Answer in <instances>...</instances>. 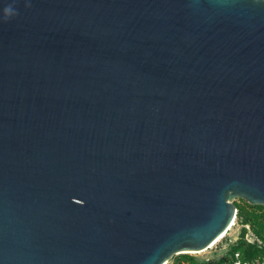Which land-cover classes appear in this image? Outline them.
<instances>
[{
	"label": "water",
	"instance_id": "obj_1",
	"mask_svg": "<svg viewBox=\"0 0 264 264\" xmlns=\"http://www.w3.org/2000/svg\"><path fill=\"white\" fill-rule=\"evenodd\" d=\"M15 7L0 264H163L264 205V0Z\"/></svg>",
	"mask_w": 264,
	"mask_h": 264
},
{
	"label": "trees",
	"instance_id": "obj_2",
	"mask_svg": "<svg viewBox=\"0 0 264 264\" xmlns=\"http://www.w3.org/2000/svg\"><path fill=\"white\" fill-rule=\"evenodd\" d=\"M236 207L235 222L240 225H248L255 240L252 243L245 241L243 228L239 239L229 245L226 252L228 264L236 261L235 255H238L240 262L245 264H264V214L249 209L246 205L234 204ZM191 264H221L220 261H195L187 255L183 257Z\"/></svg>",
	"mask_w": 264,
	"mask_h": 264
},
{
	"label": "rangeland",
	"instance_id": "obj_3",
	"mask_svg": "<svg viewBox=\"0 0 264 264\" xmlns=\"http://www.w3.org/2000/svg\"><path fill=\"white\" fill-rule=\"evenodd\" d=\"M232 202L234 204L238 203L240 205H246L249 209H254L260 212L261 214H264V205H252L242 198H235L233 199ZM243 228L246 230L244 234L245 241L252 243L255 240V238L253 237L249 226L248 225L242 226L236 223L234 220V226L227 232V234L219 242H217L211 248L203 250L201 253H196V254H177L172 256V258L167 262L168 264H191L187 262L186 259H183V257L187 255L188 257L198 262L220 261L221 264H228L226 252L229 248V245H232L239 239ZM237 256L238 255H235L236 261L233 264H245L240 262Z\"/></svg>",
	"mask_w": 264,
	"mask_h": 264
},
{
	"label": "clouds",
	"instance_id": "obj_4",
	"mask_svg": "<svg viewBox=\"0 0 264 264\" xmlns=\"http://www.w3.org/2000/svg\"><path fill=\"white\" fill-rule=\"evenodd\" d=\"M16 2L17 0H12L11 3L0 9V23H8L19 15V11L15 7ZM25 7L30 8L31 4L25 3Z\"/></svg>",
	"mask_w": 264,
	"mask_h": 264
},
{
	"label": "bare ground",
	"instance_id": "obj_5",
	"mask_svg": "<svg viewBox=\"0 0 264 264\" xmlns=\"http://www.w3.org/2000/svg\"><path fill=\"white\" fill-rule=\"evenodd\" d=\"M234 226V222L228 227V229L223 233L221 236H219L207 249L211 248L213 245H215L217 242H219L226 234L227 232ZM202 251H196V252H188L185 254H196V253H201ZM167 261L163 264H166Z\"/></svg>",
	"mask_w": 264,
	"mask_h": 264
},
{
	"label": "built area",
	"instance_id": "obj_6",
	"mask_svg": "<svg viewBox=\"0 0 264 264\" xmlns=\"http://www.w3.org/2000/svg\"><path fill=\"white\" fill-rule=\"evenodd\" d=\"M166 264H168V262Z\"/></svg>",
	"mask_w": 264,
	"mask_h": 264
}]
</instances>
